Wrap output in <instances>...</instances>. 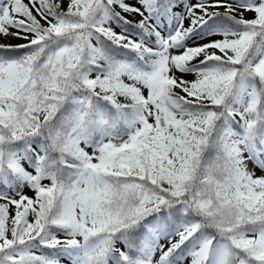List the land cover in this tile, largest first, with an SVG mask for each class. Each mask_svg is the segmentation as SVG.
Instances as JSON below:
<instances>
[{
  "label": "snow or ice",
  "instance_id": "snow-or-ice-1",
  "mask_svg": "<svg viewBox=\"0 0 264 264\" xmlns=\"http://www.w3.org/2000/svg\"><path fill=\"white\" fill-rule=\"evenodd\" d=\"M0 264H264V0H0Z\"/></svg>",
  "mask_w": 264,
  "mask_h": 264
},
{
  "label": "rangeland",
  "instance_id": "rangeland-1",
  "mask_svg": "<svg viewBox=\"0 0 264 264\" xmlns=\"http://www.w3.org/2000/svg\"><path fill=\"white\" fill-rule=\"evenodd\" d=\"M15 42V41H14Z\"/></svg>",
  "mask_w": 264,
  "mask_h": 264
}]
</instances>
